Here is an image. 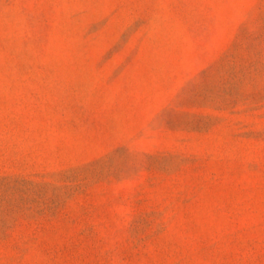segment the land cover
Here are the masks:
<instances>
[{"label":"rangeland","instance_id":"obj_1","mask_svg":"<svg viewBox=\"0 0 264 264\" xmlns=\"http://www.w3.org/2000/svg\"><path fill=\"white\" fill-rule=\"evenodd\" d=\"M0 264H264V0H0Z\"/></svg>","mask_w":264,"mask_h":264}]
</instances>
